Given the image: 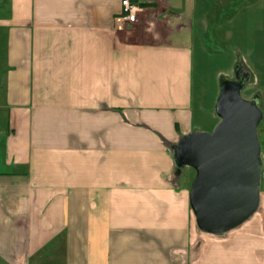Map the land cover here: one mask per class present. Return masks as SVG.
<instances>
[{"label":"crops","instance_id":"0c3cea01","mask_svg":"<svg viewBox=\"0 0 264 264\" xmlns=\"http://www.w3.org/2000/svg\"><path fill=\"white\" fill-rule=\"evenodd\" d=\"M137 3L128 42L122 0H0V264H264V119L260 209L227 234L173 157L220 122V52L264 113V0Z\"/></svg>","mask_w":264,"mask_h":264},{"label":"water","instance_id":"95a60500","mask_svg":"<svg viewBox=\"0 0 264 264\" xmlns=\"http://www.w3.org/2000/svg\"><path fill=\"white\" fill-rule=\"evenodd\" d=\"M247 83L240 67L235 79L223 78L215 105L220 122L213 132L189 133L173 147L177 173L185 168L196 173L190 206L204 234H227L260 209L263 149L258 131L264 113L258 97H243Z\"/></svg>","mask_w":264,"mask_h":264},{"label":"rangeland","instance_id":"374dc122","mask_svg":"<svg viewBox=\"0 0 264 264\" xmlns=\"http://www.w3.org/2000/svg\"><path fill=\"white\" fill-rule=\"evenodd\" d=\"M138 23H139V20L137 23H134V24H130V23L124 24V27H123L124 37L128 42H136L137 40H139V38H138L139 35L137 34L138 28H139ZM148 40H149V37L147 35L142 37L143 42H148ZM220 53L221 54H218V56L212 60L214 62H212V65H210V67H209L211 69L212 76H214L215 74L217 75L218 72H221L223 74L219 76V79L221 78V76L222 77L225 76L228 78L235 79L234 73H236V71H235V65L236 64H232V65L228 64V62L230 60L224 59V57L222 56V52H220ZM196 61L199 63L198 54H196ZM243 97L247 98V94L245 91L243 92ZM192 171H193L192 172L193 175L196 176L195 171L194 170H192Z\"/></svg>","mask_w":264,"mask_h":264},{"label":"built area","instance_id":"2783aa9c","mask_svg":"<svg viewBox=\"0 0 264 264\" xmlns=\"http://www.w3.org/2000/svg\"><path fill=\"white\" fill-rule=\"evenodd\" d=\"M122 8L123 13L120 20L124 23H137L140 13L143 12V7L133 0H122Z\"/></svg>","mask_w":264,"mask_h":264},{"label":"trees","instance_id":"16d2710c","mask_svg":"<svg viewBox=\"0 0 264 264\" xmlns=\"http://www.w3.org/2000/svg\"><path fill=\"white\" fill-rule=\"evenodd\" d=\"M134 2H137V0H133ZM141 6L147 7L149 5L142 4Z\"/></svg>","mask_w":264,"mask_h":264}]
</instances>
